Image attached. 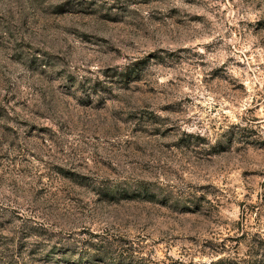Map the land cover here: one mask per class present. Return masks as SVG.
<instances>
[{
	"label": "rangeland",
	"instance_id": "obj_1",
	"mask_svg": "<svg viewBox=\"0 0 264 264\" xmlns=\"http://www.w3.org/2000/svg\"><path fill=\"white\" fill-rule=\"evenodd\" d=\"M0 264H264V0H0Z\"/></svg>",
	"mask_w": 264,
	"mask_h": 264
}]
</instances>
